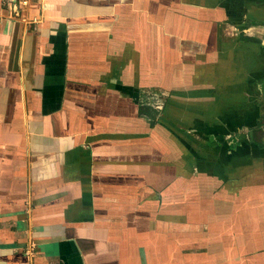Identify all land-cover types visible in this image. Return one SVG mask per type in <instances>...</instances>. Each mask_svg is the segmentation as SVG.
Returning <instances> with one entry per match:
<instances>
[{"label": "crops", "instance_id": "1", "mask_svg": "<svg viewBox=\"0 0 264 264\" xmlns=\"http://www.w3.org/2000/svg\"><path fill=\"white\" fill-rule=\"evenodd\" d=\"M25 16L0 0V264H264V0Z\"/></svg>", "mask_w": 264, "mask_h": 264}, {"label": "built area", "instance_id": "2", "mask_svg": "<svg viewBox=\"0 0 264 264\" xmlns=\"http://www.w3.org/2000/svg\"><path fill=\"white\" fill-rule=\"evenodd\" d=\"M39 0H4V4L6 6H12V4H17L18 8H19V14H21L22 12H25L26 16L25 18H27V16H29V7L33 4V3H36L38 2ZM28 21L30 22H34L35 19H31V18H28L27 19ZM24 254L27 256V257H35L37 254L34 253V250L32 248V246L30 248H27L25 251H24Z\"/></svg>", "mask_w": 264, "mask_h": 264}]
</instances>
